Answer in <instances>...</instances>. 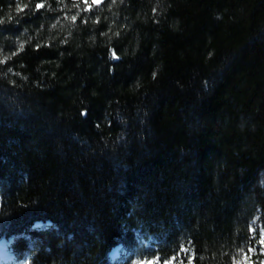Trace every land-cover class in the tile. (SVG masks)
<instances>
[{"label":"trees","instance_id":"1","mask_svg":"<svg viewBox=\"0 0 264 264\" xmlns=\"http://www.w3.org/2000/svg\"><path fill=\"white\" fill-rule=\"evenodd\" d=\"M0 235L264 264V0H0Z\"/></svg>","mask_w":264,"mask_h":264},{"label":"rangeland","instance_id":"2","mask_svg":"<svg viewBox=\"0 0 264 264\" xmlns=\"http://www.w3.org/2000/svg\"><path fill=\"white\" fill-rule=\"evenodd\" d=\"M93 2H99L100 0H92ZM12 264H26L25 260L23 259H16ZM131 264H141L139 260L133 261ZM172 264H175L172 262Z\"/></svg>","mask_w":264,"mask_h":264},{"label":"snow or ice","instance_id":"3","mask_svg":"<svg viewBox=\"0 0 264 264\" xmlns=\"http://www.w3.org/2000/svg\"><path fill=\"white\" fill-rule=\"evenodd\" d=\"M262 243H264V241H262ZM185 251H187V250H185ZM172 259L175 260L176 258L173 257ZM141 264H154V262L153 261H144V262H141ZM155 264H159V258H156ZM164 264H172V261L171 260H165ZM237 264H239V262H237Z\"/></svg>","mask_w":264,"mask_h":264}]
</instances>
